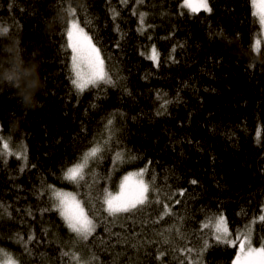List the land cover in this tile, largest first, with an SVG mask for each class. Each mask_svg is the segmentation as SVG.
Returning <instances> with one entry per match:
<instances>
[{
  "label": "trees",
  "instance_id": "trees-1",
  "mask_svg": "<svg viewBox=\"0 0 264 264\" xmlns=\"http://www.w3.org/2000/svg\"><path fill=\"white\" fill-rule=\"evenodd\" d=\"M183 2L0 0V29H8L0 31L2 256L232 264L242 235L264 247L261 24L252 0H207L211 11L195 13ZM70 19L99 50L110 82L73 86ZM153 48L158 61L149 59ZM33 92L39 104L30 108ZM94 147L83 179H65ZM138 170L145 203L110 215L106 195ZM61 191L92 221L87 240L58 210ZM221 216L233 244L215 240Z\"/></svg>",
  "mask_w": 264,
  "mask_h": 264
},
{
  "label": "snow or ice",
  "instance_id": "snow-or-ice-1",
  "mask_svg": "<svg viewBox=\"0 0 264 264\" xmlns=\"http://www.w3.org/2000/svg\"><path fill=\"white\" fill-rule=\"evenodd\" d=\"M254 5H256L257 0H253ZM184 7L188 8L193 13L199 11L203 8L205 11L210 12L211 9L208 6L207 0H184ZM260 22L264 24V0L258 5ZM141 24H143V14H141ZM0 31L7 33L8 29L3 28ZM68 39L70 41L69 46L72 49V65L74 78L72 79L73 86L79 90L83 91L88 86L98 85L100 82H110L106 79L103 72L102 62L99 57V50L91 43L90 38L83 29L79 28L76 24H73L68 31ZM149 59L153 61H158V54L155 48L152 49V55ZM111 123V121H109ZM3 148L8 149V144L4 143ZM98 148H92L83 157V163H78L67 170L65 179L69 181H77L83 179V170L87 165L90 157H95ZM128 178L125 177V180ZM196 183V181H192ZM148 192V186L143 183V181L138 182L137 186L134 188L126 187L121 185V191L112 196L109 193L104 204L107 205L106 211L110 215H116L121 212H129L135 209L137 205H142L146 201V194ZM183 194V193H181ZM57 200L59 201V208L61 215L67 221L68 227L76 233L82 240H87L92 234L93 223L88 219L81 207L80 203L74 202L70 203L64 198L65 194L55 193ZM167 214V212L165 213ZM260 220L264 221V216L260 217ZM208 227V225H205ZM215 240L218 243L223 244H233L234 242L228 239V229L225 227L224 218L221 216L219 220L215 223ZM29 239H33L29 237ZM205 248L208 244L205 241ZM7 257V254H5ZM5 264H15L11 257H7ZM235 264H264V247L253 248L250 242H247V237L240 243V252L236 257Z\"/></svg>",
  "mask_w": 264,
  "mask_h": 264
},
{
  "label": "rangeland",
  "instance_id": "rangeland-1",
  "mask_svg": "<svg viewBox=\"0 0 264 264\" xmlns=\"http://www.w3.org/2000/svg\"><path fill=\"white\" fill-rule=\"evenodd\" d=\"M252 1H253V0H252ZM196 2H198V0H196ZM261 2H262V0H257L256 5H254V3H253V11H254V13H255V15L257 16V19H258L259 21H260V15H259V7H258V5H259ZM183 4H184V2H183ZM200 10H204V9L201 8ZM73 24H76L79 28H81V27H80V26H79V25H78L73 19H70L69 22H68L67 36H68V31H69V29L72 27ZM260 24H261V22H260ZM261 30H262V32H261V34H262V39L264 40V24H261ZM83 32H84V31H83ZM84 33H85V32H84ZM68 43L70 44L69 39H68ZM91 43H92V42H91ZM70 48H71V47H70ZM71 52H72V49H71ZM72 56H73V52H72ZM99 57H100V61L102 62V68H103V72H104V64H103V59H102V56H101L100 52H99ZM71 65H72V61H71ZM72 72H73V65H72ZM73 77H74V72H73ZM4 143H6V142L4 141V142H3V145H4ZM7 150H10L9 147H8ZM125 177H127L128 179L125 180ZM140 181H143V183H145V184L148 186L147 182L145 181V179H144V177H143V173H142L141 170L133 171V172H129V173L125 174V175L123 176V178L121 179L117 191H115V192H110V193H111L112 196H116V194H118V193L121 191V185H125L126 187L134 188V187L137 186L138 182H140ZM61 193L65 194L64 198H65L66 200H68L70 203H74V202H77V201H78V200H77L73 195H71L69 192H62V191H61ZM108 194H109V193H108ZM108 194H107V195H108ZM107 195H106V196H107ZM146 196H147V194H146ZM105 198H106V197H105ZM78 202H79V201H78ZM56 203H57V206H58V208H59V201L57 200V198H56ZM106 208H107V205H106ZM62 217H63V216H62ZM63 218H64V217H63ZM219 218H220V217H218V219H216L215 223L219 220ZM64 220H65V219H64ZM65 222H66V224H67V221H66V220H65ZM215 223H214V226H215ZM224 223H225V220H224ZM67 225H68V224H67ZM225 227L227 228L226 223H225ZM228 233H229V232H228ZM245 236L247 237V242H251V234H250V233H247V234L242 235V236L240 237L239 243H238V245H237V251H238L237 256H238V254H239V252H240V243L244 240V237H245ZM229 238H230V236L228 235V239H229ZM229 240H230V239H229ZM251 246H252L253 248H261V247L254 246V245H252V244H251ZM237 256H236V257H237ZM7 257H10V256H7ZM7 257H6V256H2V255L0 254V264H5ZM11 259L15 262V264H17L16 261H15L13 258H11ZM235 262H236V258L234 259V261H233L232 264H235Z\"/></svg>",
  "mask_w": 264,
  "mask_h": 264
},
{
  "label": "clouds",
  "instance_id": "clouds-1",
  "mask_svg": "<svg viewBox=\"0 0 264 264\" xmlns=\"http://www.w3.org/2000/svg\"><path fill=\"white\" fill-rule=\"evenodd\" d=\"M44 87L43 83L40 84V88L42 89ZM28 100L30 101V108H34L38 106L39 102L37 100V97L35 96V92L31 94V96L28 97Z\"/></svg>",
  "mask_w": 264,
  "mask_h": 264
}]
</instances>
